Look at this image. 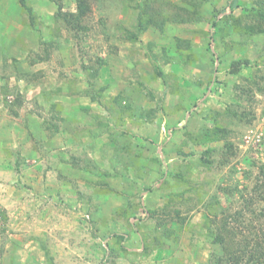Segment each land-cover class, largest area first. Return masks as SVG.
Returning <instances> with one entry per match:
<instances>
[{"label": "rangeland", "instance_id": "374dc122", "mask_svg": "<svg viewBox=\"0 0 264 264\" xmlns=\"http://www.w3.org/2000/svg\"><path fill=\"white\" fill-rule=\"evenodd\" d=\"M27 3L0 0V264H212L226 214L264 229L255 0Z\"/></svg>", "mask_w": 264, "mask_h": 264}, {"label": "trees", "instance_id": "16d2710c", "mask_svg": "<svg viewBox=\"0 0 264 264\" xmlns=\"http://www.w3.org/2000/svg\"><path fill=\"white\" fill-rule=\"evenodd\" d=\"M20 4L26 9V12L29 14L30 18H33V10L28 5L27 0H19ZM77 2V12L70 13H61L62 9L59 8L57 16L63 14L62 20L65 21L67 26H73L74 23H79L81 20L85 18V16L91 10V6L88 3V0H76ZM255 4L260 8L257 11L250 13V17L253 18V22L245 23L247 30L250 33H264V1L263 0H255ZM185 19H182V21ZM165 21H163L164 23ZM139 27L141 29H146V25H142L139 23ZM163 27V24L162 26ZM247 60H234L232 62V70L233 72H238L241 67L247 63ZM98 72V70H97ZM163 75L162 72L159 73ZM225 131L221 126L218 128L215 127L209 133H205L202 137V142L208 141H217L221 138L226 139L229 134L228 132L219 133ZM226 145H230L229 141H226ZM208 153L210 150L207 151ZM250 161V160H248ZM205 162L210 165L211 162L206 159ZM250 163V162H249ZM261 172L264 173V164L260 166ZM235 220L236 216L233 214ZM232 218L231 214H226V216L221 219V224L216 227V234L214 238V242L219 244L221 249L224 250L223 254L213 253L212 254V264H222L224 261L228 262V264H264V229L258 227L257 229L249 226L250 229L249 235L244 236V240H240L238 238V234L233 230L235 227L230 226V219Z\"/></svg>", "mask_w": 264, "mask_h": 264}, {"label": "crops", "instance_id": "0c3cea01", "mask_svg": "<svg viewBox=\"0 0 264 264\" xmlns=\"http://www.w3.org/2000/svg\"><path fill=\"white\" fill-rule=\"evenodd\" d=\"M66 116H67V125L70 127V129H66V127H65V131H66V134H68V138L66 137L65 138V144L66 145H68V142L69 143H71V145L73 146L75 143H76V141L78 140L77 138H75L76 140L75 141H73L74 139H73V137L71 136L72 135V133H73V129H75V128H78V127H80L81 128V130L82 129H84L85 128V130H87V132L90 130V129H96V128H93V126H92V124H91V122H94V118L93 117H91L90 116V118H91V120H89V119H85V118H82L81 117V119L80 120H78V122L76 121V123H72V120H74V116H69L68 114H66ZM87 116V115H86ZM69 120L71 121V122H69ZM71 126H72V128H71ZM70 131V132H69ZM69 132V133H68ZM58 135V134H57ZM54 136V139H56L58 136ZM70 136V137H69ZM78 142V141H77ZM80 142V141H79ZM77 144V143H76ZM75 146V145H74ZM76 147V146H75Z\"/></svg>", "mask_w": 264, "mask_h": 264}]
</instances>
